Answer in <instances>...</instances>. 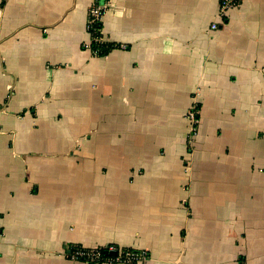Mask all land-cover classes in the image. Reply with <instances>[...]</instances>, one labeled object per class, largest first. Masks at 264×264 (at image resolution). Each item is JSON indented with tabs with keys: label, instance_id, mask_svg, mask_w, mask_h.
<instances>
[{
	"label": "crops",
	"instance_id": "obj_1",
	"mask_svg": "<svg viewBox=\"0 0 264 264\" xmlns=\"http://www.w3.org/2000/svg\"><path fill=\"white\" fill-rule=\"evenodd\" d=\"M218 4L0 0V264H264V0Z\"/></svg>",
	"mask_w": 264,
	"mask_h": 264
},
{
	"label": "built area",
	"instance_id": "obj_2",
	"mask_svg": "<svg viewBox=\"0 0 264 264\" xmlns=\"http://www.w3.org/2000/svg\"><path fill=\"white\" fill-rule=\"evenodd\" d=\"M242 0H219L218 13L219 23H224L227 18V14L230 10L237 7ZM103 6H94L89 14L87 20V31L90 34V30L93 29L96 22L101 18ZM217 23L211 25V29L218 28ZM95 43H105L101 37L93 38ZM87 48H91L89 43ZM198 113L199 109L197 105L191 107L187 112V118L191 124V132H195L198 125ZM65 256L76 262L83 264H144L149 260L147 251H140L135 249H128L116 246L114 244H108L103 246H96L92 248H83L77 245H67L65 247Z\"/></svg>",
	"mask_w": 264,
	"mask_h": 264
},
{
	"label": "trees",
	"instance_id": "obj_3",
	"mask_svg": "<svg viewBox=\"0 0 264 264\" xmlns=\"http://www.w3.org/2000/svg\"><path fill=\"white\" fill-rule=\"evenodd\" d=\"M98 6V5H95ZM101 25L98 22H96V24L94 25L93 29L90 30V36H91V50H93L96 54L99 55H105L107 54L112 48L118 47V45H110L108 43H95L93 38L95 37H101L102 38V34H101ZM89 33V32H88ZM197 108L199 109V107L197 106Z\"/></svg>",
	"mask_w": 264,
	"mask_h": 264
}]
</instances>
